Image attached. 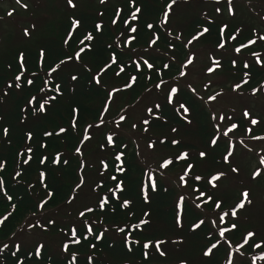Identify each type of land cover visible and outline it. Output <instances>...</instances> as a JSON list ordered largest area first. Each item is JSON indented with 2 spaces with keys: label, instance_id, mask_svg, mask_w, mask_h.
<instances>
[{
  "label": "trees",
  "instance_id": "16d2710c",
  "mask_svg": "<svg viewBox=\"0 0 264 264\" xmlns=\"http://www.w3.org/2000/svg\"><path fill=\"white\" fill-rule=\"evenodd\" d=\"M187 1H195L202 7L210 2L217 4L216 0ZM223 1L225 0H220L217 5H220ZM247 1L254 2L257 0ZM167 2L169 0H137V6L142 8L143 15L141 20L132 22L138 28V35L130 48H124L123 41L128 36L136 34H132L129 31L127 33V27L122 21L130 19V14L134 9L129 0H122L119 6L104 5L89 10L80 9L73 14L66 12L67 17L61 24L60 35L42 37L34 45L10 49L1 53L0 97L6 90V84L15 74H18L15 69L18 63V53L21 51L25 53L28 60L26 65L28 72L25 75L28 78H33L31 74L36 72L38 79L35 80V87L25 84L23 91L13 90L9 92L8 97L0 98V117H2L0 119V163L4 164L3 170H0V179L4 182L3 187L0 188V210L4 213L0 215V218L9 216L5 224L0 226V264H18V261H23V264H67V260L71 258L72 253L77 256V264H179L181 259L188 260L189 264H226L227 253L230 250L227 249V245L223 241L221 242L220 251L216 253L213 259L209 261L207 258H202L201 250L207 243L206 237L210 231L215 233V229L212 228L205 213L202 210L194 209L187 200L185 227L182 231L176 229L174 218L178 192L174 186L167 184L162 178L158 177L160 190L155 194L150 192V203H144L139 188L142 180L141 170H147L140 163L132 141L122 134H117L120 137L117 148L108 149L112 154H115L118 150L125 152V166L128 171L121 176L120 173L116 172L112 163L113 157L105 156L104 159L106 158L109 162V169L105 172L102 168L103 176L100 180L103 181V188L97 189L100 196L110 195L108 189L114 188L117 181L122 178L125 180L127 187L125 193L121 194V201L124 198H131L134 204L131 210L119 208L117 205L121 201L111 198L110 203L103 210L96 207V205L92 206L95 211L86 213L83 222L91 223L96 235L104 232V236L101 239H94L93 235L87 233L83 227L84 223H82L80 226H76L78 233H82L79 238L83 239V236H87L88 240L79 245L70 244L69 253H64L63 251L55 252L45 245L42 257H36L34 254L35 248L21 246V251L17 253V256H12L11 253L16 251V249L8 244L18 225L29 215L38 212L39 208L37 205L41 200L48 201L45 207L50 210L57 209L70 200L74 188L81 177L79 170L82 159L75 152V148L79 146L82 132L87 125L98 122L100 115L103 114L102 110L108 100L107 92L112 89L109 81H116L118 83L117 87L123 89L124 84L130 81L131 76L135 75L138 77L137 82L131 88L123 90V96H127V102L119 107L115 112L116 115H110V110L108 111V115H110L108 118L113 120L122 111L135 103L146 89L155 86L161 79L164 81L170 80L179 73L181 64L189 55V47L188 45L184 46L187 43L181 38L180 41L174 40L173 37L176 34L168 30L165 25H161L162 10ZM118 9H124V11L121 13L119 22L113 25L112 20L116 19L115 14ZM100 13H103V15L101 16ZM209 15V13L203 12L190 17L187 21V34L189 36L195 35L199 29L208 26L206 19H211L214 22L211 25V34L202 37L199 42L207 46V48L217 50L219 28L227 22L224 17L213 19ZM73 16L79 17L84 27L78 30V34H74V39L69 42V45H64L63 41L66 39L67 33L71 31L70 18ZM249 18H243L244 20L235 26L227 23L229 28L224 36V39L227 40V45L223 50L231 51L234 55L220 59L223 65L221 71L236 79H243L244 72L248 71V69L243 68L245 62L254 66L250 76L247 77L249 83L244 84L247 90L257 88L264 82V69L260 68L259 65H255V58L251 55L253 51L258 52L261 60L264 61V42L257 41L255 45L243 49L238 56L232 49L238 47L241 43L246 44L250 38L256 39L257 34L263 35L259 31L260 27L254 26L255 20ZM147 22H153L155 27L148 29L145 26ZM95 23L104 25L103 32L101 34L94 33V35H97L94 48L91 52L86 51L82 54V59L77 62L78 66L76 69L69 71L67 67H64L62 74L58 78L55 74L52 77L46 76L45 73L49 71L48 66L54 67L55 63H58L57 57L65 59V53L74 55L82 47L79 41L83 39L86 31H90L93 28ZM237 29L240 31L238 32ZM169 31L172 33V37L168 36L167 33ZM154 34L160 35L161 39L154 48H148V41ZM229 35H236L237 39L235 41L229 40ZM169 42L178 46L173 50L169 48ZM109 44L113 46L118 54L125 53V55L120 57V60L126 71L117 77L115 72L118 68L113 65L110 70L101 76V85L96 86L91 81V77L103 67L105 61L111 55L112 49L108 48ZM41 48H44L48 54V59L43 68H41L38 58V52ZM147 50H150L149 53L146 52ZM137 52H144L145 54L141 56L150 58V62H154L155 67L149 70L142 65L141 71L138 73L135 66L131 63L132 60L141 57L136 55ZM233 59L237 60L235 68L231 64ZM165 63L169 64V68H163ZM88 69H91V71H88ZM70 74H79V82L71 81ZM149 76L151 79H148ZM45 79L49 81L47 86L43 84ZM56 83L61 84L63 96H57V100L52 103L46 117H33L23 111L26 107L25 101L32 95L37 97L41 95H56L54 90L48 91V89H54ZM40 87H45V94L39 92ZM179 88L181 91L176 100L190 106L191 116L189 118L192 119V124H185L181 119L182 113L174 111L179 106V103L174 100L172 105H166L165 101L162 102L161 109L153 111V116L146 118L150 119V124L145 127H148V131L152 134L158 147L172 153L173 158L181 151L190 153L189 161H176L171 168L182 169L186 167V163H193L196 165L194 174H201L205 177H210L217 170H227L230 166L225 165L222 160L227 148V143L224 140L218 141L219 146L211 149L210 155L206 160L199 159L198 152L209 147L208 141L213 132L210 113L200 96L186 87L179 86ZM77 106L80 108L78 128L72 130L69 128L70 122L74 118L71 109ZM26 115L27 118L25 119ZM103 115L104 117L106 116V114ZM156 115H160L159 121L154 119ZM235 122L240 124L241 133L246 131L248 127L247 121L242 117H238ZM5 127L9 129L8 136L3 135L2 129ZM60 127L69 128L68 133L55 135V133L59 132ZM173 127L177 129V132L171 131ZM29 129L34 133L32 142L27 141L25 138V132ZM258 129L260 130L259 133H264L262 126ZM46 130L53 132L54 135L51 137L43 136V132ZM161 139L166 140V143L160 144L159 141ZM173 139H177L181 143L173 145L171 143ZM121 142L127 144L128 147L123 148ZM29 143H31L34 151L32 160L25 165L23 160L27 158V155L22 157L19 153L24 152ZM41 144H47V148H41ZM57 153L61 156L60 164L53 163ZM43 156H47L48 160L45 164H40L39 160ZM65 159L68 160L67 164L63 163ZM41 171L47 173V179L45 180L48 185L47 189L40 183L39 173ZM17 172H20L21 175L17 176ZM112 175L117 177V181H112L109 178ZM207 187L209 186H205L201 190H206ZM165 188L168 189L167 192L164 191ZM48 192L53 193V195L48 196ZM217 192L213 190L214 199L217 197ZM5 193L11 196L12 200H8ZM240 198L239 195L230 197L222 205V208L226 204L227 208H230L228 206L229 203L230 205L235 204ZM205 207L212 209L213 206L210 204ZM145 211L151 213L150 225L148 227L141 225L140 229L133 228L132 225L138 224L140 219H149V217L143 216ZM197 216L205 218L207 226L202 231L192 233L190 226L197 219ZM49 225L53 232L62 229L59 223ZM118 227H124L125 233L118 232ZM242 229L239 225V232L230 235L232 241H239L245 235V231ZM126 234H129L128 240L131 243L124 242L123 238ZM261 234L264 235V233ZM146 238L168 240L169 243L167 245H162V248H168L167 256L160 257L153 249H142L141 244L145 242ZM181 238L184 240L183 244L176 245L171 243L172 240ZM261 238H264V236ZM261 238H254L255 242L260 243ZM135 241H140L141 243H135ZM215 241L216 236L213 235L212 242ZM65 242H67V239ZM249 243L252 242L250 241ZM4 244H8L9 248L5 249L3 247ZM92 244H95V248L91 247ZM130 247L131 251H129ZM144 251L149 252L148 260L143 257ZM242 251L246 254L239 264H253L252 257L264 254V247L257 249L245 245ZM89 257H91V261L88 260ZM257 263L258 261L256 260L255 264Z\"/></svg>",
  "mask_w": 264,
  "mask_h": 264
},
{
  "label": "snow or ice",
  "instance_id": "6c2138e0",
  "mask_svg": "<svg viewBox=\"0 0 264 264\" xmlns=\"http://www.w3.org/2000/svg\"><path fill=\"white\" fill-rule=\"evenodd\" d=\"M16 2L19 4L20 0H16ZM101 4L106 3V0H100ZM129 3L131 4L132 8L134 11L131 12L130 14V19H125L123 20V24L127 27L128 31L132 34L136 35H130L128 36L124 41H123V47L124 48H130L133 41L137 39L138 35V28L132 24L133 21H139L142 18L143 12L142 8L137 6V0H129ZM216 3L219 4L220 0H216ZM66 4L70 9L75 10L77 8V4L74 3V0H66ZM177 5V0H169V2L166 3L164 9L162 10L163 12V19L161 21V25H168L170 22V16L173 14L174 6ZM23 8L27 9L28 4H23ZM124 11V9H118L116 11V19L112 20V24L116 25L119 22V18L121 16V13ZM226 11L230 16L235 17L236 15V10L233 6V0H227V7ZM216 13H221L222 9L220 7H217L215 9ZM8 16H12L13 12H8ZM102 16L103 13H100ZM214 22L211 19H206V24L208 26H204L201 29H199L195 35L191 37V39L187 40V44L184 45L185 47L187 45H191L196 41H199L202 37H205L207 35L211 34V25ZM70 26H71V31L67 33L66 39H64L63 43L64 45H69V42L74 39V34H78V30L83 29L84 25L82 20L79 17L73 16L70 18ZM148 29H153L155 27V24L153 22H147L145 25ZM35 28V25L32 26ZM104 25L102 23H95L93 28L90 31H86V33L83 35V39L79 41L80 45L82 47L79 48L78 51L74 53V55H68L65 53L66 58L65 59H60L57 57L58 63H55V66L49 65V71L45 73L46 76L52 77L54 74L58 78L63 70L64 67H67L71 63L79 62L82 59V54H84L86 51L91 52L94 48V42L97 39L96 34H101L103 32ZM229 28V25L227 23H224L222 27L219 28V38L217 40L216 47L218 49H225L227 45V40L224 39L225 33L227 32ZM239 32L240 30L237 29ZM169 37H172V33L169 31L168 33ZM23 35L25 37H30L31 33L28 28H25L23 30ZM123 35V34H122ZM182 32L177 34L175 37H173L174 40L180 41ZM161 37L158 34H154L152 37H150L148 41V48H154L158 41H160ZM229 40L235 41L237 39L236 35H229L228 36ZM257 41L264 42V35H259L257 34L256 39H248V42L241 43L238 47H234L233 52L238 56L239 54L242 53L243 49L249 48L252 45H255ZM89 42V43H86ZM178 45L169 42V48L175 49ZM119 47V45H118ZM108 48L112 49L111 55L109 56L108 60L105 61L103 67L91 77V81L96 85L99 86L101 85V76L104 75L108 70L112 68L113 65H116L118 70L115 72V76L119 77L121 74L125 73L126 68L123 65L122 61L120 60V57L125 55V53H117L116 50L113 48L111 44L108 45ZM251 55L255 58V65H259L260 68L264 69V61L261 60L260 53L253 51ZM38 58H39V63L41 68L44 67L47 59H48V54L46 53L44 48H41L38 52ZM211 66L207 68V73L208 74H213L216 73L218 70H221L223 65L221 63L220 59H217L216 57H211ZM196 60L195 54H190L187 56L185 62L181 65V71L179 75L181 77H185L188 75L187 71L184 69H188L189 66L193 65ZM132 65L135 66L136 71L139 73L141 71L142 65L146 66L147 69L151 70L155 67L154 62H150V58H144L141 56L138 59L132 60ZM28 64V60L25 56V53L23 51L18 53V63L16 65V73L14 77L6 84V90L2 93V97H8L9 92L13 90H24V85H28L31 87H35V80L38 79L37 73L33 72L31 75L33 78H28L25 73L28 72V68L26 65ZM232 67L235 68L237 66V60L233 59L231 61ZM11 67V65H9ZM254 66L249 65L248 63L243 64L244 69H248V71L244 72L245 77H249L250 73L252 71ZM163 68L167 69L169 68V64L165 63L163 64ZM88 71H91V69H88ZM80 75L79 74H70V80L73 82H79ZM138 77L133 75L130 77V81L126 82L124 84V88H118V87H113L110 91L107 92V97L108 100L105 103V106L102 110L103 114H107L109 111V105L111 103V100L115 97V95L125 89L131 88L136 82H137ZM148 79H151L149 76ZM49 81L45 79L43 81V84L47 86ZM249 79H244L242 82L235 83L232 86V91L233 92H239V90L242 88L244 84H248ZM190 90L195 93L196 89L192 87L191 85H188ZM205 87H208V85H205ZM155 88L157 90H161L162 88L164 89L166 96H165V103L166 105H172L174 103V100L178 97V94L180 93L181 89L179 87L175 86H166V82L161 79L159 83L155 84ZM55 91L56 95H41L37 97L36 95H32L29 99L25 101L26 107L23 109V111L26 114H31L33 117H46L48 114V111L52 105L53 102L57 100V96H63V90L61 87V84L56 83L54 89H48L49 92ZM261 90H264V85L258 88H253L252 89V95L255 96L258 92ZM39 92L42 94H45V87H40ZM223 95L222 92H217L214 95H209L208 96V101H216L219 96ZM0 97V98H2ZM201 99H203L201 97ZM177 103H179V106L174 109L176 113H182L181 119L184 121L185 124L191 125L192 124V119L189 117L191 116L190 112V106L187 105L184 102H179L176 100ZM154 109L160 110L161 109V104L156 103L152 107H147L146 112L149 117L153 116V111ZM71 112L73 114V119L70 122L69 128L72 130H75L78 128V117L80 113V108L73 107L71 109ZM100 115L99 117V123L98 124H88L87 127L84 130V135L82 140L80 141L81 144L91 141L92 136L89 134V130L93 129L94 127L99 129L101 128L104 124V115ZM243 118L245 120H248L251 125L256 126L261 124V120L259 118L253 117L252 113L245 108L243 110ZM27 118V115L25 116V119ZM2 119V117H0ZM128 117L125 115H120L119 120L114 122L115 128L119 129L120 125L122 122H124ZM156 121L160 120V115H156L154 117ZM211 121H213V132L209 138L208 141V148H205L204 150H201L198 152V157L200 160H206L209 155L211 149L218 147V141L221 140V136L224 138H228L230 133H234L235 130H237L240 127V124L236 122H232L233 117L231 115H228L227 117L225 114L221 113L217 115L216 113H212L210 116ZM227 119L229 121V124L225 127L223 132H221V123ZM142 125H149L150 124V119H143L141 121ZM137 125L135 123L132 124V128L135 129ZM69 128H64L60 127L59 132L55 133V135H60V134H66L69 131ZM3 135L8 136L9 135V129L7 127L2 129ZM143 131L145 133L148 132V127H143ZM172 132H177V129L173 127L171 129ZM246 132L249 134L252 133V128H247ZM54 133L51 131H44L43 136L46 137H51L53 136ZM25 138L27 141L32 142L34 139V133L31 129L25 132ZM253 140H264V136H256L253 135L251 137ZM120 140V137L118 135H114L113 132H109L105 136V143L101 144L100 147L101 149H104L105 147L107 148H117L118 141ZM160 144L166 143V140L161 139L159 141ZM173 145H179L181 142L177 139H173L171 141ZM239 144L242 145L247 151L251 152L252 149L248 147L247 144L243 140L239 141ZM121 146L123 148H127V144H123L121 142ZM41 148H47V144H41ZM138 147V146H137ZM147 147L149 149H155L156 148V142L155 141H150L147 144ZM236 147L237 145L235 143H232L231 139L227 140V148H226V154L223 155L222 160L225 165L230 166V172L236 175L240 174L241 169L239 166H234V161L236 159L235 157V152H236ZM33 147L31 146V143H29L24 152L19 153L20 156H25L27 155V158L23 160V163L25 165L29 164V162L32 160V153H33ZM75 152L83 157V152L81 150V147H76ZM139 155V153H137ZM190 159V153L188 151H181L179 152L174 158L173 157H168V158H162V162L158 163V169L159 170H168L171 166H174V162L176 161H189ZM48 160L47 156H43L39 160L40 164H45L46 161ZM53 163L55 164H60L61 163V156L59 153H57L55 159L53 160ZM64 164L68 163V160L65 159L63 160ZM112 163L115 166L116 172L120 173L121 176L125 175L128 171L126 165V154L124 151H116ZM259 164L264 165V156H261L259 158ZM100 165L103 168V170L106 172L109 169V162L108 160L101 159L100 160ZM83 162H81V168H83ZM196 167L195 164L193 163H186V167L182 170V174L178 176V181L179 185L181 188H189L191 187L193 197L189 200V203L194 207V209L198 210H203V208L207 205H212L213 210L217 212V219L219 221V224L217 223V219H209V223L211 224L212 228L215 229V233H212L210 231L209 235L206 237L207 243H205L204 247L201 250V255L202 258H207L209 261L214 258L217 252L220 251L221 247V242L223 241L227 245V249H232L233 244L232 240L229 239V237L226 234H232V233H238L239 232V225L237 223L239 217H238V212L241 210H244L246 208V205H252L253 200L250 198V192L249 190L245 189L241 192V199L235 203L228 211H223L222 210V205L226 203L223 199L216 197L214 199V193L213 190L219 191L221 184L223 183V180L227 178L228 172L225 170H217L215 174L210 175V177H205L201 174H194V168ZM4 164L0 163V170H3ZM142 172V180L140 183V188L139 192L142 195L143 201L145 204L150 203V195L149 193H158L160 190V182L157 177V169H148L147 171H144L143 169L141 170ZM191 174V175H190ZM17 176H20L21 173L17 172ZM100 175L102 176L103 173L101 172ZM164 172H160V176H163ZM261 177V169L256 168L252 173H251V179L256 180ZM39 178H40V183L43 185L44 188L47 189L48 185L45 183V180L47 179V173L45 171H41L39 173ZM112 181H117V177L115 175H112L109 177ZM203 182V183H200ZM3 180L0 179V188L3 187ZM85 181L83 179V175L80 177V182L76 185L77 189H80L83 187ZM205 186L207 187L206 190H201ZM126 183L124 179H119L117 183L115 184L114 188L108 189L110 195H105V196H98L97 197V203L96 207L99 209L103 210L105 207L110 203L111 198H114L116 201H121V194L125 193L126 191ZM96 188H103V181H100L96 184ZM165 192L168 191L167 188L164 189ZM7 196L8 200H12L11 196H8L7 193H5ZM48 196H52L53 193L48 192ZM75 199V197H73ZM48 203L47 200H41L37 207L40 208L41 210L44 209L45 205ZM71 203V201H69ZM134 204V201L131 198H124L118 205L117 207L131 210L132 206ZM95 211V208L91 206H85V209L82 211H79L78 215L79 217L83 218L86 216V213L93 212ZM187 211V206H186V196L185 194H180L175 202V218H174V225L178 231H182L185 227V215ZM11 215V214H9ZM144 217H149V219H140L138 224L132 225L133 228L135 229H140L141 225L148 227L151 223L150 217L151 213L148 211L143 212ZM9 219V216H4L3 218H0V226H3L5 222ZM49 224H54V220H49ZM224 225V226H221ZM206 220L205 218H201L200 216H197V219L192 222L190 226V231L192 233H196L197 231H202L204 227H206ZM29 228L36 227V225L29 224ZM84 229L87 231V233L93 235L94 239H101L104 236V232H100L99 235H96L94 233L93 225L91 223H84L83 225ZM107 231V229H105ZM117 231L120 233H125V228L124 227H118ZM70 235L67 238V242L62 243V251L64 253H69V248L70 244H81L82 242H87L88 237L83 236V239L79 238L82 236V233H78L77 227L73 226L69 229ZM128 235L126 234L124 236V242L125 243H131L128 240ZM213 235L216 236V241L212 242ZM255 237H257V232L254 230H248L246 231V234L242 236V241L243 243H238L236 245V250L239 251L240 249L244 248L245 245H248L249 247H255L257 249H260L264 247V238H261V242L257 243L255 242ZM252 243H249V242ZM135 243H141L140 241H135ZM169 243L168 240L165 239H155L153 240L152 238H146L145 242L141 244L142 249H153L155 253H157L160 257H166L168 254V248H162V245H167ZM172 244L176 245H181L184 243V240L177 239V240H172ZM3 247L5 249L9 248L8 244H4ZM16 251L12 252V256H17V253L21 251V245L19 243H16L14 245ZM92 248H95V244L91 245ZM45 250V245L43 243L39 244L38 246L35 247L34 254L36 257H42L43 251ZM215 250V251H214ZM129 251H131V247L129 248ZM227 260L226 264H234L232 254L230 251L227 253ZM143 257L145 260L149 259V252L144 251L143 252ZM257 259H264V255L261 256H253L252 261L253 264H255V261ZM89 261H91V257L88 258ZM18 264H23V261H18ZM67 264H77V256L75 253L71 254V258L67 260ZM179 264H189V261L186 259H181Z\"/></svg>",
  "mask_w": 264,
  "mask_h": 264
},
{
  "label": "rangeland",
  "instance_id": "374dc122",
  "mask_svg": "<svg viewBox=\"0 0 264 264\" xmlns=\"http://www.w3.org/2000/svg\"><path fill=\"white\" fill-rule=\"evenodd\" d=\"M122 0H106V3L101 4L100 0H74L77 4L75 10L70 9L66 0H20L18 4L16 0H0V55L2 52H6L10 49H18L23 46L34 45L36 41L46 36H58L60 35L61 24L65 21V17L68 14L76 13L80 9H93L104 5L119 6ZM23 4H28V8L22 7ZM233 6L236 10L235 17L230 16L227 11V0L223 1L220 5L210 2L204 7L199 5L195 1L179 0L177 5L174 6L173 14L170 16V22L165 27L173 31L176 35L182 32L181 39L186 43L187 40L191 39L187 29V21L194 14H202L203 12L209 13L211 18L217 19L224 17L228 24L233 26L241 23L243 18H252L255 20L254 26L259 28L262 27L264 33V0L247 1V0H233ZM220 7L221 13H216L215 9ZM212 9V10H210ZM8 12H13L12 16H8ZM249 18V19H250ZM163 19V18H162ZM252 21V20H251ZM253 22V21H252ZM35 25V28L32 26ZM28 28L31 36L25 37L23 30ZM128 33V29L126 30ZM262 33V34H263ZM189 47V55L195 54L196 60L193 65L189 66L187 71L188 75L181 77L179 73L172 79L166 80V86L175 87H188L191 85L196 89V94L202 97L205 106L207 107L210 116L212 113L217 115L223 113L227 117L231 115L233 117L232 122L236 117H243L242 113L247 108L255 118L261 120L259 128H264V90L258 92L255 96L251 93V89L247 90L243 85L239 92H233L232 86L235 83H239L242 80L236 79L233 76L223 73L218 70L216 73L208 74L207 68L211 66V57L217 59L233 56L234 54L227 50L219 51L220 49L207 48L202 45L199 41L194 42ZM150 50L146 52L149 53ZM144 52H137V56L144 55ZM186 60V59H185ZM184 60V61H185ZM78 63H71L67 66L69 71L75 70ZM182 70V69H181ZM110 87H117L116 81H109ZM208 85V87H205ZM264 83L261 84V86ZM260 86V87H261ZM217 92H222L223 95L219 96L216 101H208L209 95H214ZM124 91H121L115 95L109 105L110 115H116V111L120 106L127 102V96H123ZM166 93L164 89L157 90L155 86L146 89L145 92L137 99L135 103L122 111L116 118L110 120L108 113L104 117L105 124L97 129L93 128L89 130V134L92 136V140L79 144L83 152V157L79 156L83 162L84 167L80 166V176L83 175L85 181L82 188H74L73 194L69 201L60 206L57 209H47L44 207L43 210L39 208L36 214L29 215L19 225L13 236L9 241V245L13 246L19 243L21 246L35 248L39 244L43 243L50 247L52 251L61 252L62 243L66 241L70 235L69 229L73 226H80L83 222L84 217H79V211L85 209V206H93L97 203V197L100 196L96 184L100 182L102 176V167L100 160L104 159L105 156L113 157L107 147L101 149L100 145L105 143V136L110 131L114 135L122 134L126 138L130 139L136 149V153L141 164L144 165L146 170L157 169V177L162 178L167 184L174 186L177 189L178 196L185 194L186 200L189 201L193 197L191 187L181 188L178 181V176L182 174V169L169 168L168 170H159L158 163L162 162V158L172 157V153L162 150L156 144V148L149 149L147 144L150 141H155L152 134L148 131L145 133L141 124L143 119L149 118L146 108L152 107L156 103H162L165 101ZM156 109H154L155 111ZM120 115L128 117L124 122L121 123L120 128L116 129L114 122L119 120ZM248 121V120H246ZM100 121L94 123L98 124ZM135 123L137 127L132 128V124ZM213 121L211 124L213 125ZM229 124V121L225 119L221 123V132ZM85 130V129H84ZM84 130L81 135V139L84 135ZM238 128L234 133H230L228 138L221 136V140L224 139L226 142L231 139L232 143L237 145L235 152L234 166H239L241 169L240 174L236 175L230 172V167L227 168L228 176L223 180L217 197L227 200L234 195L241 197V192L245 189L249 190L250 198L253 200L252 205H246L244 210L238 212V225H240L245 231L254 230L257 232V238H261L264 235V165L259 164V158L264 156V140H253L251 137L264 136L263 133H259V129H253V133L246 131L242 132ZM166 136V135H165ZM243 140L248 145L251 152L247 151L239 141ZM138 146V147H137ZM261 169V177L252 180L251 173L256 169ZM163 171L164 175L160 176V172ZM201 172V171H200ZM203 173V172H202ZM80 182V181H79ZM75 197V199H73ZM229 197V198H228ZM241 199V198H240ZM234 204L230 205L231 208ZM227 204L223 211H228ZM208 219H217V212L212 209L203 208L202 210ZM4 212L0 210V215ZM49 220H54L55 223H59L62 229H58L56 232L51 230L48 223ZM217 223L219 221L217 219ZM33 224L36 227L29 228L28 225ZM224 226V225H221ZM53 229V228H52ZM228 235V234H226ZM230 235H228L229 239ZM256 238V237H255ZM242 238L239 239L241 241ZM239 241H233V248L230 249L234 264H239L240 260L245 258L242 249L236 250V245ZM240 243H243L241 241ZM246 254V253H245ZM248 254V253H247ZM261 256V255H256ZM247 258V257H246ZM257 264H264L263 259H257Z\"/></svg>",
  "mask_w": 264,
  "mask_h": 264
}]
</instances>
